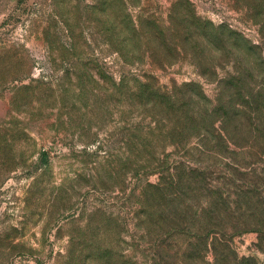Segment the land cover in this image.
<instances>
[{
	"label": "rangeland",
	"instance_id": "1",
	"mask_svg": "<svg viewBox=\"0 0 264 264\" xmlns=\"http://www.w3.org/2000/svg\"><path fill=\"white\" fill-rule=\"evenodd\" d=\"M192 93L254 100L246 156L186 143ZM262 134L264 0H0V264H152L159 180L234 159L262 185ZM257 237L233 247L264 264Z\"/></svg>",
	"mask_w": 264,
	"mask_h": 264
},
{
	"label": "trees",
	"instance_id": "2",
	"mask_svg": "<svg viewBox=\"0 0 264 264\" xmlns=\"http://www.w3.org/2000/svg\"><path fill=\"white\" fill-rule=\"evenodd\" d=\"M191 95L198 99L199 104L191 108L188 103L183 119L189 126L187 130L198 127L199 134L191 137L183 129L181 136L186 143L190 145L189 140L198 139L200 152L211 155H223L220 147L241 148L246 156L243 151L248 143L244 138L245 128L236 116L243 117L245 107L250 111V102L254 105V100L245 105L238 103L242 106L240 109L232 100L222 104L218 99L216 106L214 101L201 93L189 94L188 102ZM173 97L169 99L174 105L178 97L176 94ZM233 108L238 112L235 113ZM219 117L223 118L219 120L221 124L224 121L231 123L240 137L237 139L243 142L230 136L225 126H215ZM207 126L212 127V136L208 134ZM260 126H263V121ZM211 143L214 146L210 147ZM232 161L234 163L230 166L223 165L224 170L215 164L204 166L200 162L191 166L180 162L175 170L172 168L167 176L159 180L155 186L156 198H159L156 205L161 208L158 212L163 216L159 220H168L169 230L158 231L153 238L156 240L151 248L152 264H189V259L193 257L202 262L208 259L209 254L212 264H262L254 256H240L233 247V241L244 234L256 233L257 248H264V184L262 186L251 180L250 168L234 159ZM214 173H218L216 177ZM161 192L164 193L160 194L163 199L159 196Z\"/></svg>",
	"mask_w": 264,
	"mask_h": 264
}]
</instances>
